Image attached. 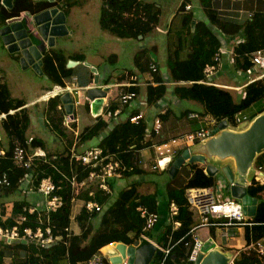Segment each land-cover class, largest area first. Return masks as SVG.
I'll list each match as a JSON object with an SVG mask.
<instances>
[{
  "label": "trees",
  "instance_id": "1",
  "mask_svg": "<svg viewBox=\"0 0 264 264\" xmlns=\"http://www.w3.org/2000/svg\"><path fill=\"white\" fill-rule=\"evenodd\" d=\"M75 2L72 0H13L12 7L9 8L0 0V27L7 19L18 16L23 11L38 13L48 8L59 7L66 13L75 5ZM200 3L210 22L219 27L223 35L243 36V39L235 46L236 55L233 57V64L238 71L251 68L253 66L252 54L264 48V13L253 14L245 23L236 24L222 20L211 7L210 0H200ZM184 7L185 2L182 3L180 9ZM160 16L161 8L158 0H102L100 26L121 38L144 39L157 28ZM192 17L193 14L187 15L183 29L178 31L175 47L168 48L169 77L160 72L161 64L156 59L146 58L144 62H141V54L138 52L135 56L141 73L151 70L152 64L159 69V73L154 77L157 84L146 85L143 98L147 106H152L170 93L168 81L177 82L174 93L180 99L197 100L204 105L205 113L210 114L217 122L227 119L231 124L237 125L239 113L258 101H264V79L248 83L240 102H236L227 89L201 82L205 79V66L214 62V57L222 44V36L219 37L205 21L200 20L196 22L194 31H191L188 27ZM187 48H190L191 52L184 54ZM146 51L144 48L141 52L144 54ZM84 58L82 53H75L70 57L61 50L49 48L42 56L43 75L55 85L65 86L76 70V67L68 65L69 60L82 61ZM92 76L94 77V74ZM182 81L188 82L189 85L178 84ZM49 102H51L49 113L53 112L54 118L52 127L64 135L65 132L61 127L63 120L59 116L61 108L64 109L62 96L57 95ZM25 104L23 99L11 95L7 84L0 77V114H6L3 127L6 126L9 138L7 154L0 157V171L6 172L10 181L9 187L0 188V191H5V196L16 192H19L21 196V198L20 196L14 197L10 214L7 215L6 212L0 214V225L12 227L18 224L21 228L30 226L36 229L39 224L49 223L54 226V234L59 237V240L54 245L45 247L35 241L8 243L0 239V264H7L6 257L10 258L8 264H61L63 261H67L68 264H80L85 263L110 243L138 244L146 223L139 207L158 211L157 195L156 193H142L139 190L140 181H124L145 173L141 164V149L150 145V142H146L149 123L144 119L133 122L127 118L113 128H109V124L99 116L92 125L85 127L80 134L83 141L91 142L96 139L97 142L94 145L103 148L104 154L115 155L132 170L127 169L122 177L106 178L110 192L100 188V180L96 179L87 182L79 194H74L70 178L76 174L78 180H89L90 167L83 165L72 152V142L68 143L64 149L65 152L47 153V162L36 161L30 169L22 168L14 161L13 152L18 145L23 146L27 151L38 147L46 148L45 140L27 135L30 116L23 107ZM59 105L62 107L59 108ZM140 108L134 109L133 113H139ZM11 111L14 112L11 113ZM263 111L264 106L260 109V112ZM167 112L168 109L159 114L161 119L167 116ZM195 114L199 115L198 118H194L201 124L203 122L201 114ZM153 138L154 134L147 141ZM132 145H135V149L130 148ZM263 162L262 158L257 160L258 165ZM191 166L194 170L193 178L184 187L168 192L169 202L174 201L178 205L179 210L173 216V220L179 221L180 225L174 227L172 222L167 224L160 241L162 246L171 247V249L167 255H160L154 264L189 263L188 243L192 238L187 233L192 223V212L188 209L186 192L191 187H210L216 184V176L208 174L205 167L198 163H193ZM28 174L31 175V184L24 188L22 179ZM48 176H51L57 186L55 194L64 199L59 209L49 212L46 211L44 202L35 198L38 195L43 196L38 191V187L41 180ZM263 190L264 184L257 183L255 180L248 186V192L253 197H260ZM116 195L117 197L112 199ZM30 197H34V200L31 201ZM76 198L83 201L82 208L76 216L81 227L80 233H75L70 228L72 206ZM92 199L102 205L101 211L87 209L86 202ZM30 205L37 207L36 212L30 213L27 210ZM20 214L27 216L23 224L18 223ZM253 221L256 223L254 239L263 238V199L257 206ZM240 261L253 264L252 259L245 254L241 255ZM106 264L111 263L107 260Z\"/></svg>",
  "mask_w": 264,
  "mask_h": 264
},
{
  "label": "built area",
  "instance_id": "2",
  "mask_svg": "<svg viewBox=\"0 0 264 264\" xmlns=\"http://www.w3.org/2000/svg\"><path fill=\"white\" fill-rule=\"evenodd\" d=\"M3 4V0H1ZM187 9L190 8V5L186 6ZM60 10V9H59ZM30 12L23 11L18 16L13 18H19L23 20L26 18V14ZM243 39L242 35L236 39L235 46L238 42ZM235 46L227 47L221 45L218 49L214 57V62L209 63L205 66L204 75L205 79L201 82L216 85V77L222 71L224 67V55L228 54L229 56L234 57ZM252 62L253 66L246 70L247 72H251L252 68L259 71L255 80L264 79V48L255 51L252 54ZM159 73L158 67L152 64L151 70L145 73L138 72L132 69H125L122 71L121 76L116 81H102L98 83L96 81V86L105 92L103 98L102 108L100 115L101 117L109 124V128H113L116 124L130 118L133 122H138L140 119H144L146 122L147 117L143 111L134 114L133 108L138 109L143 105L146 106V102L141 96L142 87L152 83L157 84L154 81L155 75ZM168 83V82H167ZM177 84V82H173ZM180 85H189L188 82H179ZM139 89V90H137ZM76 90L71 86H57V90L55 91V95L58 93H63L65 91H74ZM79 101V100H77ZM84 106L87 109L92 108V104L90 100L84 102ZM193 117H199L198 114H192ZM246 117L237 116V122H241L245 120ZM75 121L74 114H67L65 118V123L71 126V124ZM114 122V123H113ZM149 123V122H148ZM214 118H211L208 123H206L205 127H201L196 132L187 135L184 138V142L186 143V148L192 146L200 141H204L213 135V130L209 126L210 124H214ZM162 119L158 116L148 127V133L146 142H150L145 148L141 149V152L147 148L153 149V159L155 163L152 168L155 170H168L173 163V161L182 154L181 143L183 142L180 138L172 137L165 138L161 141H155L154 139L149 140V138L154 134H160L162 128ZM6 129V126L4 127ZM145 143V141H142ZM130 148L135 149V145H132ZM8 148H4L0 145V157L5 156L7 154ZM78 159L81 160L83 165L90 167L89 172V180L83 179L78 180L76 174H73L70 178V182L72 185V190L74 194H79L81 190L87 185V182L93 180H100L99 186L106 192H110V188L106 183V178L117 176L122 177L123 173L127 171V169L132 170V168L127 167L122 163L121 160L117 159L115 155L104 154L103 148L99 146H90L87 147L84 151L76 154L74 153ZM14 161L22 168L30 169L34 166L36 161L43 160L45 162L48 161L47 154L43 151L34 150L33 152L27 151L23 146H16L13 152ZM143 161V160H142ZM141 161V162H142ZM264 168L263 164L258 165V171H262ZM178 172V171H177ZM262 178L259 175L256 176L255 181L262 182ZM31 184V175H26L22 179V186L27 188L28 185ZM10 181L8 179V174L6 172L0 171V188L5 189L9 187ZM235 186L234 181H230L229 188ZM244 187L245 184H243ZM57 186L51 176L45 177L41 180L40 185L38 187V191L44 196L45 202L44 207H46V211H56L59 209L63 203L64 199L62 196L55 194ZM28 191V190H27ZM93 191L91 192L92 195ZM186 197L188 201V209L192 212V217L195 213H198L199 220L190 224L189 234L192 238L191 242L188 243L190 248L189 252V263L195 264L200 255L203 253V245L204 242L196 235V230L198 228L209 226V225H239L248 223V215L247 210L245 211L244 205L241 199L237 196H226L225 192L217 191L215 186L210 187H191L186 192ZM254 207L256 206V201L252 202ZM249 206V205H248ZM86 207L90 211H101L102 205L96 200H88L86 202ZM169 218L168 221H171L173 215L177 214L179 208L178 205L172 201L169 204ZM248 209V208H247ZM27 210L30 213H34L37 210L35 205H30ZM139 210L141 211L142 217L146 219L145 226L143 231L140 234V241L142 244L152 243L161 249L163 252L168 254L171 247L164 249L159 244H157L154 240L151 239L149 232L156 226L160 219V214L157 211H150L147 208L140 206ZM222 216L228 219L227 223H220L215 221V217ZM27 220V216L25 214L19 215L18 223L23 224ZM175 227L180 225L179 221H173ZM0 239L8 242V243H16L20 241H35L40 243L45 247H50L54 245L59 237L54 234V226L49 223L42 225L39 224L36 229H33L30 226H25L24 228L19 226L18 224L12 227H3L0 225ZM113 245L114 243H110ZM243 253L252 259L253 264H264V237L258 240H253V242L249 243L245 248ZM241 252H234L233 255L229 258L227 264H245L240 261ZM107 254L102 250L96 254H94L89 260L86 261V264H106L107 262Z\"/></svg>",
  "mask_w": 264,
  "mask_h": 264
},
{
  "label": "crops",
  "instance_id": "3",
  "mask_svg": "<svg viewBox=\"0 0 264 264\" xmlns=\"http://www.w3.org/2000/svg\"><path fill=\"white\" fill-rule=\"evenodd\" d=\"M72 1H76V0H72ZM161 1L164 0H158V4L161 8V16H160V22L156 28V30H160L161 27L165 28L164 32H166V52L168 55V48H174L176 41H177V34L178 31L182 30V26L183 24H185L184 19L187 17V15L193 14L192 20L190 22V25L188 27V29L190 28L191 31H194L195 29V25L197 21H205L212 29L214 32H216L219 37L222 36V44L224 46L227 47H234L236 42V39L239 37V35H235V36H230V35H223V31L213 25L210 20L208 19V17L206 16L204 10H203V6L200 3V0H180L176 5H170L169 7H165L167 9V13H164V8L161 5ZM185 2V7L183 9H180L182 3ZM77 3V1L75 2V4ZM190 5V8L187 9L186 6ZM210 5L211 7L216 11L217 15L224 21L227 22H231V23H236V24H242L245 23L247 20L250 19V17L253 14L256 13H264V0H210ZM74 6V5H73ZM60 10H63L61 8H59ZM66 14V13H65ZM165 19L163 18L164 16ZM163 18V20H162ZM162 22V23H161ZM5 24V22H4ZM4 24H2V26H4ZM2 26L0 27V29L2 28ZM69 29V28H68ZM70 31V29H69ZM68 31V32H69ZM149 38H151L150 35H148ZM146 37V38H148ZM49 48H53L51 46H48L47 49ZM191 49L187 48L184 51V54L190 53ZM75 54V53H74ZM84 55V54H83ZM71 57V55H68ZM85 56V55H84ZM155 60V59H153ZM157 60V59H156ZM158 61V60H157ZM158 63H160L158 61ZM1 64V62H0ZM161 64V63H160ZM81 65V62L78 61L77 64H75L73 67H76L75 73L72 76V78L67 81V86H71L72 88L74 87L76 90L71 92V97H72V102L74 103V110L73 112L76 111V106L78 105H83L84 106V102L87 100L91 101L92 104V108L91 109H87L86 110L88 112H90L94 117V121L101 116L99 111L97 113V111L95 112L93 110V100L89 97L88 95V91L90 87H95L96 81L98 83L104 81L106 82L107 80H111V77H106L104 80V77L100 74V72L98 71L97 68L92 67V68H83ZM87 67L90 66V64H86ZM8 66V64L6 65ZM161 68L160 72L162 73V71L164 72V67H162V65H160ZM168 66V65H167ZM31 67V66H30ZM93 68H95L97 70V73L95 71H93L92 73L90 72V70ZM6 76H9L10 72L6 69L5 70ZM122 72L116 74L113 76L114 81L118 80L120 78V74ZM259 73V71L255 70L254 68H252L251 72H247V71H238L235 69L234 64H233V57L229 56L228 54L224 55V67L222 69V71L220 72V74L217 75L215 81H216V85H218L221 88L227 89L228 91L231 92V94L234 97V100L236 102H240V100L243 98L241 97L239 100H237L235 94L233 92H240L243 90V96H244V89L245 86L254 81L255 77L257 76V74ZM92 74H94V77L92 76ZM96 74H98V78H96ZM165 74V73H164ZM170 76L169 74V69L168 72H166L165 76ZM252 75V76H251ZM1 77V76H0ZM166 77V78H168ZM2 79V78H1ZM8 88L10 89L11 95L13 97L16 98H20L23 99L26 104L23 106L24 109H26V111L29 113L30 116V124L29 127L33 121V117L31 115L30 110L28 109L30 104H33L36 99L32 100V101H27L23 95H17L15 93H13L12 91V87L14 86L13 83H6ZM175 83L168 81V88H169V92L168 95L166 96V98L164 97V99H162L161 101L157 102L156 104L152 105V106H145L143 105L140 110L143 111L146 114L147 117V121L149 122V125H151V122L159 116V114L168 109L167 112V116L162 119V128H161V132L160 134L154 135V140L155 141H161L165 138H172V137H177L180 138V140H184V138L189 135L192 134L194 132H196L197 130H199L201 127H205L206 123L209 122V120L212 118V116L208 113H205V108L204 105L202 103H200L197 100H193V99H186L189 100L191 102H194L191 104H187L185 108H181V109H176L179 108L180 106V102L183 101V99H180L178 96H176V94L174 93V87H175ZM57 86L55 85V89H50L48 90L46 93H44L42 96L38 97L39 100L44 102V106L42 109H44V113L46 114L45 119H47V121L50 122V125L52 127L53 123H52V119L53 118V112L50 114L49 113V108L51 105V102H49V100L51 98H53V96L55 95V91L57 90ZM97 87V86H96ZM143 88V87H142ZM81 90H85L86 94L83 100H81L79 94H81ZM79 100V101H77ZM103 103V101H102ZM102 103L100 105V112H101V108H102ZM196 103V104H195ZM37 104V103H36ZM264 106V101H261V104H258L256 107H254V109L252 110L251 113H249V115L245 114L241 117H246L245 120L237 123V125H233L229 122V125L226 126V128H228V130H231L232 132H244L246 130H248L252 125L253 120H255V118L257 116H260L264 113L260 112V109ZM145 107V109H144ZM146 107H147V111H146ZM59 108H61V105H59ZM63 109V108H61ZM134 111V108L132 109ZM14 111H11V113H13ZM195 113H199L201 114L202 120L203 122H200L198 120H196V118L192 117V114ZM242 113L244 114V111H242ZM253 114L254 117H252V119H248V116L250 117ZM52 115V117H51ZM241 115V113H240ZM6 117L5 113H1L0 114V121H2L3 123V119ZM160 117V116H159ZM74 118L75 121L73 123L78 124L79 126V119L76 113H74ZM161 118V117H160ZM247 120H249L248 124L242 128V129H237L241 124H243L244 122H246ZM92 123V124H93ZM90 124V125H92ZM90 125H86L90 126ZM212 125V130H214L217 126L215 124H210V126ZM214 127V129H213ZM2 128L6 131V145H3L2 142L4 140V138L1 136L0 134V145L4 148H8L9 146V138H8V133L7 130L3 127L2 124ZM53 128V127H52ZM71 128V127H70ZM220 131L216 134V136L220 135ZM29 137H38L41 138L39 136H35V135H30ZM44 140V139H43ZM97 142V140L95 139V141H91L89 142L88 145H86L87 147H90L92 145H94ZM186 145V143L183 141L181 143V148H184V146ZM68 146V144L66 145ZM86 147V148H87ZM195 151L197 153H203L206 154V163H202V162H195L200 164L201 166L205 167V171H206V167L207 164H213L214 166H216L219 170V165H222V168L225 170V172L227 173V171H229L231 173V175L239 180V181H244L245 186L247 188V193L248 195V186L250 184H252L254 182V180L256 179V176L259 175V177L262 178V182H258L260 184H264V168L262 171H258V164H257V160L258 159H263L264 160V152L258 156L255 155L254 159L252 160V162L249 164L250 166L248 167V170L246 171L245 168L243 166H240L239 163H237L236 159L233 156H219L217 154H212L213 151L212 149H198L197 146L194 147ZM197 149V150H196ZM35 150H39V151H43L46 154L47 153H51L49 151H47V149H42L40 147L35 148ZM71 150H73V148H71ZM143 151L141 152V158H142V168L145 170V175H147L149 172H157V174L161 175L164 173L168 174V178H164L162 181H158L156 182V187L153 186V184L150 182V184L154 187L151 190H142V188H140L142 186V183L139 186V190L142 193H156L157 195V201H158V213L160 214V219L159 222L156 224V226L151 230V232L149 233L150 236L153 238L154 241H156L157 243H159L161 246L163 245L161 240V236L164 233L165 227L168 224V218H169V212H170V208H169V200H168V192L174 189H180L182 187H184L186 185V183L193 178L194 176V170L192 169L191 164L193 163H184L181 168L178 170V172L175 175H171L170 172H168V170H163V171H158V170H153L152 166L155 163L153 156L154 153L153 151L150 153H147L146 156H144ZM48 155V154H47ZM48 159V157H47ZM264 165V162L261 163ZM217 170V172H218ZM207 172V171H206ZM142 174L141 177H145V175ZM216 176V175H215ZM134 181H140L138 180V177L133 178ZM143 180H146L143 179ZM141 182V181H140ZM230 185V179L228 180V188L225 190V194L226 196H233L232 191L229 188ZM161 187V188H160ZM251 196V195H250ZM254 200L256 201V206L254 207V204H250L248 206L247 209V217H248V223L246 224H239V225H230V224H224L228 222L227 218H224L222 216H217L215 217V221L223 223L224 225H209V226H204L201 228H198L196 230V235L204 242V244L208 241L213 242L214 247L212 248V250H215L216 252L227 256V257H231L233 255L234 252H241V254H244V248L251 242H253L254 237V226H255V222L253 221L254 218V214L257 210V206L258 204L261 202V199L264 200V190L260 193V197H253ZM6 198V200H9L10 195ZM21 198V196L19 197ZM35 198L39 199L41 202H45V198L41 195L35 196ZM12 199H14L12 197ZM31 201L34 200V197H30ZM44 200V201H43ZM2 201V200H1ZM1 204V202H0ZM13 204V202H12ZM83 205V201L79 198H76L73 201V206H72V213H71V226L70 228L72 229V231H74L75 233H80L81 232V227L78 224L77 220H76V216L77 214L80 212L81 208ZM1 207V205H0ZM2 209V207H1ZM0 209V214L4 213L2 210ZM10 214V213H8ZM7 214V215H8ZM199 220V215L198 213H195L194 216L192 217V223L198 221ZM154 252H157L156 256L153 255V258L151 260H145L144 264H150L153 260L157 259L160 255H161V251L159 250H154ZM147 253V251L144 249V253ZM149 253H147L148 255ZM149 256V255H148ZM144 257V256H143ZM151 257V255L149 256ZM108 260L110 261L111 264H113L112 262V257L111 256H107ZM9 257L5 258V262L8 264L9 263ZM80 264H85V263H80Z\"/></svg>",
  "mask_w": 264,
  "mask_h": 264
},
{
  "label": "rangeland",
  "instance_id": "4",
  "mask_svg": "<svg viewBox=\"0 0 264 264\" xmlns=\"http://www.w3.org/2000/svg\"><path fill=\"white\" fill-rule=\"evenodd\" d=\"M76 1L77 3L72 6L65 14V24L67 29L69 28L70 31L68 29V33L55 36L54 44L51 47L63 51L66 55H73L74 53L84 54V60L80 61L81 64H83L81 66L83 68H97L100 74L104 77V80L107 79L106 77H111L112 75L114 76L124 71L125 69H133L140 72L135 61V56L138 54V52L139 54H141V62H144L146 58H150L151 60L157 59L161 63L162 67H164V72L162 71V74H166V72H168L169 68L167 66V50L165 37L166 32H164L165 28L161 27L160 30L155 29L150 34L151 38H121L110 33L107 30L102 29V27L100 26L102 0ZM179 1L180 0L161 1L160 3L165 9L164 13H167V9L165 7L176 5ZM29 17L31 26L36 28L37 23L34 17L32 15H29ZM165 17L166 16H164L163 18L165 19ZM144 48H146L147 51L143 54L141 51ZM19 55L20 52H9L0 34V76L2 78V81L5 83L9 82L10 84L13 83V93L17 95H23L27 101L36 99V101L33 104H30L28 108L33 117V121L27 130V135H35L44 139L47 151L51 152L52 154L65 152L64 149L69 142H72L71 148H73V153L78 154L84 151L87 147L86 145H88L89 142L83 141L80 137V134L84 130L86 125H90L93 123L95 117L90 112H88L82 104H77L75 113L77 114L79 119V126L76 123H72L70 128L69 125L64 122L67 111L65 109L64 101L62 100L64 109L59 112V116H61L63 120L61 123V127L65 133L64 135H62L59 131L53 129L50 125V122L45 119L46 114L44 113V109H42L44 106V102L39 100L38 97L42 96L50 89H55V84L52 83V81L49 80L45 75H43V73L35 70L32 66L26 68L23 67ZM7 64L8 66H6ZM86 64H90V66L87 67ZM6 69L10 72L9 76H6ZM90 72L92 73L93 70L91 69ZM113 76L110 81H114ZM145 87L146 86L142 88L141 96H143L145 93ZM85 92V90H81V94H79L81 100L84 99L86 94ZM233 93L235 94L237 100L243 97V90L239 93ZM190 102L191 101L184 99L182 102H180L179 108L176 109L185 108L187 104H190ZM192 103L194 102H191V104ZM258 104H261V101L254 103L253 106L246 109L244 111V114L241 112V115H238H249V113H251L254 107H256ZM252 117H254L253 114L250 117L248 116V119H252ZM248 122L249 120L241 124L237 129L244 128L248 124ZM2 124V121H0V134L4 138L2 144L6 145L5 138L7 136L6 131L2 128ZM34 150L35 149H31L30 152H33ZM152 151L153 149L147 148L143 150V153H145L143 155L146 156L147 153H150ZM263 152L264 149L259 151L258 156H260ZM215 175V189L217 191L225 192V190L228 188L229 176L222 168L221 164L219 165V170ZM136 176L142 183V186L140 188H142V190L144 191L153 189V186H157L156 182L162 181L164 178H168L167 173L159 175L157 174V172H149L147 175H145L144 178L141 177L142 174ZM133 178H135V176ZM133 178H130L124 182H132ZM145 178L146 180H143ZM150 182L153 184V186L150 184ZM118 188H120L119 185ZM4 193L5 191H0V205L2 209L5 210H3V212H6L8 214L11 212L12 202L14 201L12 197H19L20 193L16 192L10 194L9 200H6V198H4L7 197L4 195ZM116 197L117 195L112 199H115ZM156 254L157 252L151 251V254L148 255H152V259L153 255L156 256ZM61 264L68 263L67 261H63Z\"/></svg>",
  "mask_w": 264,
  "mask_h": 264
},
{
  "label": "water",
  "instance_id": "5",
  "mask_svg": "<svg viewBox=\"0 0 264 264\" xmlns=\"http://www.w3.org/2000/svg\"><path fill=\"white\" fill-rule=\"evenodd\" d=\"M12 2L13 0H3V4L9 8L12 7ZM29 15L34 17L37 23L36 28L31 26ZM65 20V13L57 7H52L38 13H28L23 20L19 18L7 19L0 29V34L10 53L20 52L19 58L23 67L32 66L38 72L43 73L41 68L42 56L47 47L54 44L55 36L68 33ZM77 63L78 61L70 60L68 65L73 66ZM93 71L97 73L95 68ZM98 77L96 74V78ZM88 95L93 100V110L100 113V105L103 101V98L100 97L104 96L105 92L98 87H91ZM62 100L66 111L72 113L73 103L70 93L63 94ZM226 126V121L221 122L214 129L213 136L196 146L198 149L215 150L212 154L221 157L233 156L237 163L247 171L255 155L264 149V113L257 116L251 127L244 132H232ZM219 131L221 134L216 136ZM194 147L185 149L173 161L169 169L171 175H175L186 161L189 163H206L207 155L197 153ZM217 170L218 168L213 164H207L206 171L208 174L215 175ZM227 175L230 181L235 182V186L231 187L232 194L241 199L246 211L248 205L255 202L254 198L248 195L247 188L243 186L244 181L235 179L229 171H227ZM213 247V242H206L203 245V253L195 264H227L229 257L212 250ZM144 249L151 254V251L158 250V247L152 243L129 246L126 243L118 242L105 246L103 251L112 257L113 264H144L147 263L145 260H151L147 253L143 254Z\"/></svg>",
  "mask_w": 264,
  "mask_h": 264
},
{
  "label": "clouds",
  "instance_id": "6",
  "mask_svg": "<svg viewBox=\"0 0 264 264\" xmlns=\"http://www.w3.org/2000/svg\"><path fill=\"white\" fill-rule=\"evenodd\" d=\"M4 5V4H3ZM7 7V6H6ZM58 9H59V7H57ZM61 11H63V10H61ZM64 12V11H63ZM70 61V60H69ZM76 61V60H75ZM74 66V65H73ZM121 75V74H120ZM67 85V84H66ZM65 85V86H66ZM58 86H60V85H58ZM65 86H62V87H65ZM215 86H218V85H215ZM96 87V86H95ZM219 87V86H218ZM91 88V87H90ZM221 88V87H220ZM66 92H69L70 94H71V92L70 91H65V92H63V93H58V94H56V95H54L53 97H55V96H57V95H63V94H65ZM73 103V102H72ZM73 110H74V103H73ZM75 112H73L72 111V114H74ZM67 114H71V113H68L67 112ZM240 114V113H239ZM239 116V115H238ZM65 118H66V115H65ZM213 118V117H212ZM223 121H226L227 122V125H229V121L227 120V119H224V120H222V121H220V122H217L216 120H215V125L218 127L219 126V124L221 123V122H223ZM64 122H65V120H64ZM238 123V122H237ZM210 126V125H209ZM211 128H212V125L210 126ZM214 131V130H213ZM213 136V135H212ZM210 138V137H209ZM205 141V140H204ZM200 142H203V141H200ZM200 142H198V143H196V144H194V145H192V146H189V147H187L186 148V146H184V148H181L180 149V151H184L185 149H188V148H192V147H194V146H196L197 144H199ZM186 163H189L188 161H186ZM154 170V169H153ZM156 170V169H155ZM158 171H163V170H158ZM134 177V176H133ZM135 177H137V176H135ZM158 212V211H157ZM174 216V215H173ZM173 216H172V218H171V221H168V223H170V222H172L173 223ZM159 222V221H158ZM173 225H174V223H173ZM174 227H175V225H174ZM178 227V226H177ZM151 232V231H150ZM149 232V233H150ZM150 235V234H149ZM151 237V236H150ZM151 239L153 240V238L151 237ZM156 242V241H155ZM113 243H118V242H113ZM157 243V242H156ZM140 244H142V242H139L138 244H136L135 246H139ZM157 244H159V243H157ZM109 245V244H108ZM160 245V244H159ZM107 246V245H106ZM129 246H132V245H129ZM161 246V245H160ZM162 248H164V249H167V248H169V247H167V248H165L164 246H161ZM102 251H103V248L101 249ZM159 251H161V255L162 254H165L166 255V253L165 252H163L161 249H158ZM104 252V251H103ZM170 252V251H169ZM168 252V253H169ZM107 254V253H106ZM108 255V254H107ZM108 259V258H107ZM156 260V259H155ZM155 260H153L150 264H154V261ZM109 261V260H108ZM110 262V261H109Z\"/></svg>",
  "mask_w": 264,
  "mask_h": 264
}]
</instances>
